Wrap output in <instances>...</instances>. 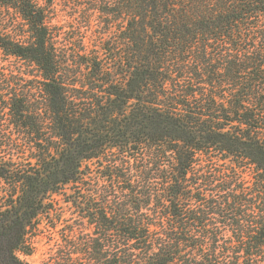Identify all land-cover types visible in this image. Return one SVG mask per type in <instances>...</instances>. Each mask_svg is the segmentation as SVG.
Wrapping results in <instances>:
<instances>
[{"label":"trees","instance_id":"1","mask_svg":"<svg viewBox=\"0 0 264 264\" xmlns=\"http://www.w3.org/2000/svg\"><path fill=\"white\" fill-rule=\"evenodd\" d=\"M0 55V264H264V0H0Z\"/></svg>","mask_w":264,"mask_h":264},{"label":"rangeland","instance_id":"2","mask_svg":"<svg viewBox=\"0 0 264 264\" xmlns=\"http://www.w3.org/2000/svg\"><path fill=\"white\" fill-rule=\"evenodd\" d=\"M64 3V2H63ZM60 8V9H59ZM58 18L60 19L61 22L66 21L65 18H67L68 14L73 13L71 7L69 9H66L65 6H58ZM84 32L88 33L85 28H84ZM88 41V40H87ZM16 63V61L14 59H5L4 57H1L0 55V66L5 65V66H14ZM50 243L48 241L47 237H37V242L35 243L36 245V250L34 251L33 254L29 255V256H23L24 260L26 262H28L29 264H38L40 261H42L44 258L48 257V253H49V248H50Z\"/></svg>","mask_w":264,"mask_h":264}]
</instances>
